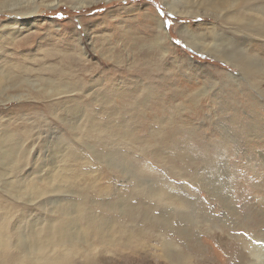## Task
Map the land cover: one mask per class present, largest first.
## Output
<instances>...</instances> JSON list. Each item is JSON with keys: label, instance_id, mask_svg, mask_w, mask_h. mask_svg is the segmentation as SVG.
Listing matches in <instances>:
<instances>
[{"label": "rangeland", "instance_id": "374dc122", "mask_svg": "<svg viewBox=\"0 0 264 264\" xmlns=\"http://www.w3.org/2000/svg\"><path fill=\"white\" fill-rule=\"evenodd\" d=\"M18 1L37 11L0 9V219L17 240L65 219L66 232L105 241L130 231L129 250L150 239L145 257L98 264H155L174 232L142 229L145 219H179L209 264H227L233 247L248 253L242 241L264 249V35L232 30L221 20L230 9L180 15L177 0L0 6ZM208 25L254 65L181 37L182 26L201 36Z\"/></svg>", "mask_w": 264, "mask_h": 264}, {"label": "bare ground", "instance_id": "6f19581e", "mask_svg": "<svg viewBox=\"0 0 264 264\" xmlns=\"http://www.w3.org/2000/svg\"><path fill=\"white\" fill-rule=\"evenodd\" d=\"M98 1L99 0H81L79 1L78 7L83 8ZM26 2H29V0H26ZM51 2L52 5H49ZM51 2L48 4L49 6H46L52 8L55 6L54 4L59 3L58 0H53ZM20 4L18 1L16 5H3L0 6V9H6L11 13H17L16 16L29 15L37 11L35 7L29 9V11H23L20 9ZM263 4L264 0H177L175 6H178V8L182 6L181 9L178 10L180 15L200 13L207 16L208 14L215 13L217 16L221 17L223 16L221 11L230 9V12H228L229 14L221 18V20H224L223 23L229 25L235 32L243 35L246 33H254L258 36H263ZM253 6L255 7L253 14L247 15L246 12L241 11V9L250 10V7L252 8ZM158 27L160 33L167 36L168 33L164 30L160 20ZM180 28L182 39L194 49H199L204 53L206 52L226 62H230L235 67L239 64L244 68H247L249 65H254L253 62H251L254 61V58L251 53L245 51L246 49L234 51L233 48H229L227 44L232 40L231 35L229 36L223 31L221 32L217 25H208L205 29L207 33L201 36L191 33L187 26H182ZM247 58L248 60H246ZM242 61L245 62L241 64ZM137 215V212L133 211L128 217L134 218ZM133 220L134 219H128L122 221L131 222ZM145 220H148V224H144L145 226L142 229H146L147 227H149V229H157L159 226H164L167 230L174 232L173 235L175 238L166 234L167 239L161 241L160 253L154 255L156 259L155 264L212 263L209 262L210 259L208 260L209 257L207 254H204L203 249L197 245L195 240V227L193 225H187L185 221L179 219ZM67 225V221L62 219L55 224L48 225L42 238L36 236L30 243H22L20 240H17L19 234L13 235L12 231L15 227L12 220L0 219V264H98L101 262V258H108V261L113 263V260H130L140 252L143 253L142 255L145 257V252L150 247V239L144 238L148 246H144V242L142 241L139 244L140 247L138 250H129V245L133 243V241L130 240V231L129 233H124L119 236L120 238H109L105 241L102 237L92 234L87 227L81 228L77 226L74 230L75 232H66ZM16 228H18L19 232L20 226H16ZM170 238L174 241L172 242ZM76 241H78L81 246H79L80 244L78 245ZM176 242L179 246L175 244ZM10 243H15L16 246L19 243L20 245L26 244L28 249L24 253V256L18 255V251L13 248ZM242 245L248 253H244L242 249L240 250L239 248L233 247L232 250L225 255L227 264H264V249L261 245L246 241H242ZM141 250L145 251L143 252ZM199 256L202 258L198 259Z\"/></svg>", "mask_w": 264, "mask_h": 264}]
</instances>
